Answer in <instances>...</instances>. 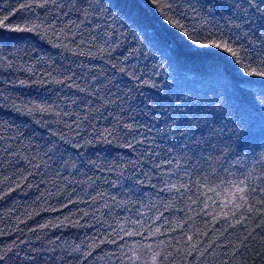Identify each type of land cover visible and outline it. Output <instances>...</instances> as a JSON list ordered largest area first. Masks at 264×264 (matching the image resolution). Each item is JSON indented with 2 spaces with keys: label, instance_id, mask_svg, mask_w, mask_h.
<instances>
[{
  "label": "trees",
  "instance_id": "obj_1",
  "mask_svg": "<svg viewBox=\"0 0 264 264\" xmlns=\"http://www.w3.org/2000/svg\"><path fill=\"white\" fill-rule=\"evenodd\" d=\"M165 3L0 0V264H264V77L174 55L194 50L175 21L227 38L239 10ZM119 62L144 81L112 77L134 91L135 148L128 115L93 119L77 88Z\"/></svg>",
  "mask_w": 264,
  "mask_h": 264
},
{
  "label": "snow or ice",
  "instance_id": "obj_2",
  "mask_svg": "<svg viewBox=\"0 0 264 264\" xmlns=\"http://www.w3.org/2000/svg\"><path fill=\"white\" fill-rule=\"evenodd\" d=\"M153 4H164V7L171 10L172 4L165 3V0H151ZM232 7L239 10L238 15L234 17V22L231 27L235 29V36H220L218 39L213 38L210 33L204 41L199 39H194L192 34H190L179 21H175V26L179 27L185 37L190 41L191 46H193V51L182 52L179 50L174 51V55L177 58L196 56V55H206L207 53H202L200 49L214 48L220 52L227 53L232 59L233 63L242 65V71L249 75H255L264 77V0H234ZM251 13V14H249ZM171 20V18H170ZM11 31H24L25 29L13 28ZM29 31L31 29H28ZM237 37L240 39L238 40ZM235 45V47L233 46ZM127 60V57H125ZM250 61V63H245ZM252 63L260 65V70L256 71L253 69L251 72L248 71L252 67ZM111 69L114 71L111 75L107 73L103 78L89 77L85 80V86L81 87L77 85L78 91L85 93V96L81 99L80 103L84 105V109L88 114L92 115L93 119L96 116L101 117L107 116L108 113L101 111L100 108L96 106V102L103 105L104 108L110 105H116L122 113L128 115V120L121 121L119 117H115L117 124L115 125L116 132H123L126 136H131L132 139L127 141V146L130 148H135L136 145H144V139H136L137 135H143L139 133L138 128H134L133 124L129 121L135 120V104H134V91L131 87H121V83L114 80L112 77L116 73H122L129 77L131 80L139 81L144 83L140 77L136 76L134 71L129 69L124 62H119L117 64H112ZM71 79V77H69ZM71 87V85H69ZM72 103H77L72 101ZM147 103L146 102V106ZM125 105H128L125 108ZM173 131L176 129V121H172ZM192 128L193 122H192ZM108 136H113L116 133L112 128H105L104 130ZM189 129H183L179 131L182 136L189 135ZM98 135H103L104 133H97ZM174 138V137H173ZM147 139V137H145ZM145 152L150 155L155 154L152 151L151 144L145 148ZM143 154V153H142Z\"/></svg>",
  "mask_w": 264,
  "mask_h": 264
}]
</instances>
